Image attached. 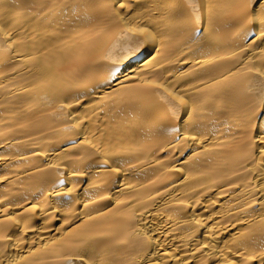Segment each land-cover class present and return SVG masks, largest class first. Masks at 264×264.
Listing matches in <instances>:
<instances>
[{
	"label": "bare ground",
	"instance_id": "obj_1",
	"mask_svg": "<svg viewBox=\"0 0 264 264\" xmlns=\"http://www.w3.org/2000/svg\"><path fill=\"white\" fill-rule=\"evenodd\" d=\"M0 264H264V3L0 0Z\"/></svg>",
	"mask_w": 264,
	"mask_h": 264
},
{
	"label": "snow or ice",
	"instance_id": "obj_2",
	"mask_svg": "<svg viewBox=\"0 0 264 264\" xmlns=\"http://www.w3.org/2000/svg\"><path fill=\"white\" fill-rule=\"evenodd\" d=\"M260 3H264V0H257V5H259Z\"/></svg>",
	"mask_w": 264,
	"mask_h": 264
}]
</instances>
